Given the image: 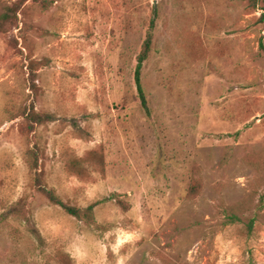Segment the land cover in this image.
Returning a JSON list of instances; mask_svg holds the SVG:
<instances>
[{
	"label": "rangeland",
	"instance_id": "rangeland-1",
	"mask_svg": "<svg viewBox=\"0 0 264 264\" xmlns=\"http://www.w3.org/2000/svg\"><path fill=\"white\" fill-rule=\"evenodd\" d=\"M262 37L261 1L0 0V264H264Z\"/></svg>",
	"mask_w": 264,
	"mask_h": 264
},
{
	"label": "trees",
	"instance_id": "trees-1",
	"mask_svg": "<svg viewBox=\"0 0 264 264\" xmlns=\"http://www.w3.org/2000/svg\"><path fill=\"white\" fill-rule=\"evenodd\" d=\"M244 1H247V3L252 8H257L258 2L260 1L264 2V0H244ZM153 28H154V16L150 19L149 27L146 32L145 39L142 43L141 50L136 56V64H135L134 73H133L135 89L137 92V97L140 103V107L142 108V110L147 116L150 115V108L148 105L145 91L142 86L141 71L143 68V63L145 62V60L148 59L150 51H151L152 40H153ZM259 49L264 54V37H262L259 41ZM27 120L29 122L30 128H34L38 124L50 121L51 117H49L46 114H40V113L32 111L27 114ZM198 188H199V183L198 181L194 180L189 190L190 195L192 196L195 195L198 191ZM42 191L50 202L61 206L68 214L75 216L79 219L84 218L87 220V219L92 218L94 204H90L86 206L85 208L67 205L59 197H57L52 190L43 188ZM227 216L230 222L237 219L236 215H234L233 213L230 215L227 214ZM251 223L252 222L250 221L249 229L251 227Z\"/></svg>",
	"mask_w": 264,
	"mask_h": 264
}]
</instances>
